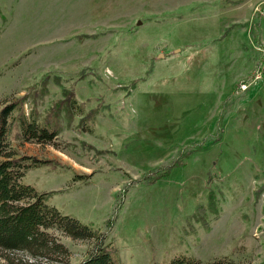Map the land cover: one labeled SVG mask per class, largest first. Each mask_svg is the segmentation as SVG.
I'll list each match as a JSON object with an SVG mask.
<instances>
[{"label": "rangeland", "instance_id": "374dc122", "mask_svg": "<svg viewBox=\"0 0 264 264\" xmlns=\"http://www.w3.org/2000/svg\"><path fill=\"white\" fill-rule=\"evenodd\" d=\"M18 97L59 126L11 141L48 161L24 183L121 264L264 262V0H0V109Z\"/></svg>", "mask_w": 264, "mask_h": 264}, {"label": "trees", "instance_id": "16d2710c", "mask_svg": "<svg viewBox=\"0 0 264 264\" xmlns=\"http://www.w3.org/2000/svg\"><path fill=\"white\" fill-rule=\"evenodd\" d=\"M24 100L18 97L0 109V260L4 264H121L111 243L105 242L101 234L78 219L64 215L50 203L55 191L40 192L24 183L29 169L46 165L48 161L22 154L11 141L60 144L54 142L59 126L50 118L43 123L36 118L29 120L22 108ZM70 100L72 98H68L67 104ZM183 153L181 150L180 154ZM185 153L171 166L184 165L182 160L192 152ZM169 169L170 166H165L159 173L167 174ZM56 232L70 240L87 242L82 259L70 262V251L54 234ZM167 264L237 263L227 256L203 262L194 256L180 255Z\"/></svg>", "mask_w": 264, "mask_h": 264}, {"label": "water", "instance_id": "95a60500", "mask_svg": "<svg viewBox=\"0 0 264 264\" xmlns=\"http://www.w3.org/2000/svg\"><path fill=\"white\" fill-rule=\"evenodd\" d=\"M140 22H138L137 24H139ZM178 50H176L175 52H177ZM164 55L163 54H161L159 57H163Z\"/></svg>", "mask_w": 264, "mask_h": 264}]
</instances>
